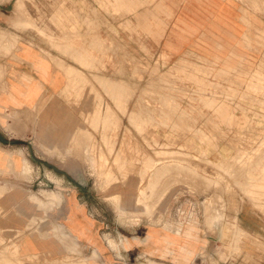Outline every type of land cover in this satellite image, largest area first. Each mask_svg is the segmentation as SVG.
<instances>
[{
    "label": "rangeland",
    "instance_id": "rangeland-1",
    "mask_svg": "<svg viewBox=\"0 0 264 264\" xmlns=\"http://www.w3.org/2000/svg\"><path fill=\"white\" fill-rule=\"evenodd\" d=\"M100 1L0 0V48L18 49L23 34L53 47L91 28L72 20L100 16L93 7ZM141 5L149 14L151 4ZM254 13L253 34L237 54L175 65L161 49L151 53L164 25L149 24L147 16L140 41L133 24L109 25L115 38L107 45L103 25L93 24L90 56L78 53L69 75L90 86L75 101L83 105L78 116L89 145L85 172L113 250L118 229L151 219L198 228L194 264H264V0H254ZM86 90L90 112L82 103ZM134 196L137 206H125Z\"/></svg>",
    "mask_w": 264,
    "mask_h": 264
},
{
    "label": "crops",
    "instance_id": "crops-1",
    "mask_svg": "<svg viewBox=\"0 0 264 264\" xmlns=\"http://www.w3.org/2000/svg\"><path fill=\"white\" fill-rule=\"evenodd\" d=\"M139 1V6L130 2L133 8L117 0L93 4L100 16L72 20L92 27L56 39L54 48L31 34L20 36L16 50L0 48V135L5 140L0 138V264H194L197 259L202 242L196 226L151 219L118 229V249H112L108 220L99 217V198L85 172L89 145L83 143V117L78 116L83 105L80 109L75 101L79 90L90 86L71 79L69 67L76 68L78 53L90 56L93 24L103 25L107 45L115 38L109 25L133 24L140 41L138 26L146 23L144 16L149 24L164 25L160 44L153 43L150 51L161 49L172 65L181 58L237 54L253 34L254 0ZM146 2L151 4L149 14L141 5ZM131 9L138 10L132 15ZM119 47L124 56V45L118 42ZM89 90L82 101L87 112L93 105ZM137 200L125 198V206H137ZM246 229L262 230L251 224ZM176 231L181 240H175ZM191 245L197 249L189 256L184 250Z\"/></svg>",
    "mask_w": 264,
    "mask_h": 264
},
{
    "label": "bare ground",
    "instance_id": "bare-ground-1",
    "mask_svg": "<svg viewBox=\"0 0 264 264\" xmlns=\"http://www.w3.org/2000/svg\"><path fill=\"white\" fill-rule=\"evenodd\" d=\"M220 47V46H219ZM264 68V67H263ZM262 68V69H263ZM260 86V85H259ZM259 90V89H258ZM172 167V166H171ZM170 167V168H171ZM174 169V168H173ZM171 171V170H170ZM165 173V172H164ZM155 175V174H154ZM158 176V175H157ZM156 176V177H157ZM161 176V175H160ZM164 176V175H163ZM159 177V176H158ZM158 181V180H157ZM154 194V193H153ZM152 197V196H151ZM147 199V198H146ZM120 205V204H119ZM118 205V206H119ZM175 239H176V241L177 240H181V235L180 234H177V236H175ZM30 241V240H29ZM47 241V240H46ZM57 242V241H56ZM42 243L44 244V241H42ZM28 244H30V243H28ZM36 245H37V243H36ZM57 246V245H56ZM59 246V245H58ZM40 247V246H39ZM196 249H197V247L196 246H190V249L189 250H184L185 252H187L188 254H189V256H191V255H193L194 254V252L196 251ZM33 252V251H32ZM92 262V261H91ZM90 263V262H89ZM92 264V263H91Z\"/></svg>",
    "mask_w": 264,
    "mask_h": 264
},
{
    "label": "water",
    "instance_id": "water-1",
    "mask_svg": "<svg viewBox=\"0 0 264 264\" xmlns=\"http://www.w3.org/2000/svg\"><path fill=\"white\" fill-rule=\"evenodd\" d=\"M0 138L2 139V141H5L3 138H2V136L0 135Z\"/></svg>",
    "mask_w": 264,
    "mask_h": 264
}]
</instances>
